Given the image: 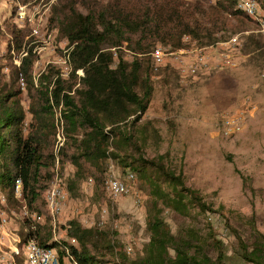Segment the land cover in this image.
<instances>
[{
	"label": "rangeland",
	"instance_id": "obj_1",
	"mask_svg": "<svg viewBox=\"0 0 264 264\" xmlns=\"http://www.w3.org/2000/svg\"><path fill=\"white\" fill-rule=\"evenodd\" d=\"M97 1L107 3V0ZM20 2L27 4L34 14L41 34L31 36L30 27L26 26L22 29V42L18 47L13 45L14 53H10L11 29L19 30L14 24L15 7L10 0H0V86L19 89L20 103L27 110L26 84L21 88L17 83L13 57H18L22 48L30 50L34 56L32 75L52 67L59 76L67 53L62 44L65 39L59 37L50 22L57 0ZM231 24L234 30L216 34L214 42L205 40L203 45L191 42L194 46L186 49V55L172 56L151 73L154 90L149 108L133 127L129 125L131 120L120 126L122 136L117 157L103 162L105 180L111 166L114 173L126 177L128 172H124L123 164L129 158L162 165L167 172L180 177L184 187L194 191L209 211L203 212L189 204L187 196L180 201L174 188L163 181L162 174L154 167L134 174L127 195L110 199L93 179L89 184V178H82L69 191L67 183L74 178L75 168L65 163L61 175L54 163L49 185L55 178H61L67 196L54 224L50 218L52 240H68L64 226L76 220L82 227L104 231L116 250L135 259L142 257L149 241L147 222L159 217L172 235L185 237L192 233L197 237V243L212 263L250 264L238 255L236 237L250 244L255 236H264V81L260 78L264 71V37L256 32L252 22L241 26L237 19H232ZM250 39L259 41V51H250L253 47ZM158 44L175 50L171 44L160 42L150 49ZM195 48H204L208 66L185 77L178 69V62L191 63ZM115 52L127 62L136 57L125 43ZM150 52L137 57H147L152 64ZM236 115H241V123L227 130L225 119ZM29 121L30 114L26 113L25 128ZM125 136H130L132 141H124ZM0 200V218L6 220L0 229V247L8 252V246H20L24 236L35 232L38 222L41 224L45 218L37 220L31 217L34 215L31 212L25 216L23 206H7L2 197ZM215 241L222 243L226 253L220 263H217ZM128 245H131L130 253L125 250ZM22 253L24 256L23 249ZM170 255L173 257L172 251Z\"/></svg>",
	"mask_w": 264,
	"mask_h": 264
},
{
	"label": "trees",
	"instance_id": "obj_2",
	"mask_svg": "<svg viewBox=\"0 0 264 264\" xmlns=\"http://www.w3.org/2000/svg\"><path fill=\"white\" fill-rule=\"evenodd\" d=\"M258 3L264 10V0ZM232 19L241 26L254 23L236 8V0H107L106 4L97 0H57L50 22L59 37L72 46L70 77L64 80L49 67L35 86L31 74L34 56L29 51L19 67L26 84L27 110L20 103L19 89L0 86V198L7 206H25L27 212L45 218L41 224L38 222L35 232L24 236L19 247L34 238L39 246L55 249L60 258L71 256L78 264H214L202 251L197 237L192 233L185 237L172 235L159 217L147 222L149 241L142 257L135 259L116 250L104 231L82 227L76 220L64 226L68 240H52L43 196L53 177L51 169L56 159L55 109L60 110L66 137L57 154L59 173L62 175L65 163L75 168L67 189L72 192L76 182L89 178L106 194L103 162L117 157L120 126L131 120L129 125L133 127L152 99V64L149 58L137 55L147 54L157 42L171 44L175 50L192 47L193 41L199 45L205 40L214 42L216 34L235 29ZM10 33L15 46L22 42V29L14 27ZM250 42L251 52L261 49L259 41ZM124 43L136 57L127 62L117 55L112 67L115 58L110 49ZM77 70L83 72L79 78ZM26 113L30 114V121L25 128ZM130 139L123 137L124 141ZM124 163V172L133 174L154 167L163 181L174 188L180 201L187 196L189 204L209 211L194 191L184 187L180 177L162 165L141 158H129ZM16 179L22 184L21 203L14 197ZM236 240L237 253L244 261L264 264V236H255L250 244L239 236ZM214 244L220 263L226 253L220 241ZM16 262L22 264V259Z\"/></svg>",
	"mask_w": 264,
	"mask_h": 264
},
{
	"label": "built area",
	"instance_id": "obj_3",
	"mask_svg": "<svg viewBox=\"0 0 264 264\" xmlns=\"http://www.w3.org/2000/svg\"><path fill=\"white\" fill-rule=\"evenodd\" d=\"M14 4L15 7V17L14 24L18 29H24L26 26L30 27L31 36L38 37L41 34L39 23H35L34 14L28 8V5L20 2V0H10ZM236 8L246 14L249 18H251L256 25V32L264 37V10L260 7L258 0H236ZM41 22V20H38ZM234 40V39H233ZM62 44L66 46L64 52L67 53L65 60H63V65L60 69V77H67L71 74L72 68L69 62V53L72 49V46L68 45V42L65 40ZM13 42L10 44L9 50L10 53H14ZM193 47V46H192ZM113 52L115 60H117V53L115 52L117 48L110 49ZM195 58L191 63H184L183 61L178 62L179 71L184 76L195 75L199 69L205 70L208 66L204 56V48H195ZM30 51V50H29ZM24 48L19 52L18 57H13V64L15 66L16 80L21 88L25 87V81L21 72L19 71V67L21 64V60L26 57L29 53ZM186 49L179 50H170L169 46L163 45H155V47L149 53L153 71H157L159 67H162L172 56L180 57L181 55H186ZM116 63V62H115ZM112 67H115L112 66ZM6 71V68H5ZM43 74V73H42ZM77 78L81 77L83 72L82 70H77L75 72ZM41 74H33L32 80L35 85L38 83V79ZM261 80L264 81V71L260 75ZM55 117H54V125H55V142H54V154L56 156L55 159V167L58 166V157L57 154L59 150L63 147L66 137L64 131L63 120L60 115L59 108L55 109ZM242 117L241 115H236L232 119H225V128L227 130H231L233 125H237L241 123ZM57 176V175H56ZM135 180V176L133 173L128 172L126 177H121L119 174L114 173V169L111 166L109 170V174L105 180V191L106 195L110 199H115L121 196L127 195L132 189V183ZM88 183L91 184L92 180L88 179ZM14 197L16 200L22 202V184L20 179H16L13 186ZM66 190L64 185L62 184V179L58 177L55 178L47 188L44 193V201L47 205L48 213L52 222L54 224L56 218L65 202L66 198ZM3 201V200H2ZM24 211L23 215L27 216L28 212L23 206ZM31 217H35L37 220H40V217H36L32 215ZM0 229L4 227L6 224V220L4 218H0ZM3 234V233H2ZM21 243V242H20ZM19 243V244H20ZM74 243V241H72ZM2 244V236L0 233V246ZM131 246V245H130ZM129 245L125 248L126 253H130L131 247ZM22 249L25 251L24 256L22 253ZM22 259V264H78L71 256H63L59 257L57 251L51 248H44L39 246L35 240L29 239L26 242H23L21 247L19 246H8V252L4 251L0 247V264H17L16 260Z\"/></svg>",
	"mask_w": 264,
	"mask_h": 264
}]
</instances>
